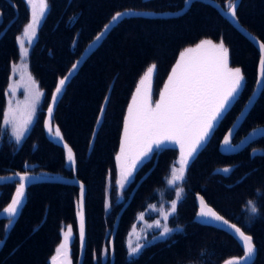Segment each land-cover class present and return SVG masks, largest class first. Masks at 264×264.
Masks as SVG:
<instances>
[{
    "label": "trees",
    "instance_id": "trees-1",
    "mask_svg": "<svg viewBox=\"0 0 264 264\" xmlns=\"http://www.w3.org/2000/svg\"><path fill=\"white\" fill-rule=\"evenodd\" d=\"M213 1L227 9L229 0ZM48 4V14L38 28L28 58L29 71L45 96L36 121L20 145L0 134V177L5 178L0 179V185L10 184L7 177L16 172L23 174L25 170L29 174L83 182L86 188L83 264H224L229 258L241 257L242 249L232 236L195 221L197 194L220 215L253 236L257 248L254 264H264V138L235 155L219 152L223 135L255 88L260 61L255 47L216 9L199 1L193 2L180 17L125 18L65 86L52 117L53 130L59 127L63 136L58 144L44 127L51 94L58 79L70 72L72 63L78 61L110 17L124 10L178 12L185 5L183 0H48ZM236 15L239 23L264 43V0H241ZM29 20L25 0H0V125L11 67L20 57L17 37ZM202 39L216 43L223 40L229 49L230 66L241 68L246 87L239 102L188 167L186 195L177 210V222L183 231L148 244L137 257L131 258L125 246L128 231L146 202L164 184L178 149L170 148L145 162L126 192L129 200L134 191L123 209L115 185L118 178L115 156L127 105L140 77L153 63L157 69L152 95L157 100L179 52ZM102 105L103 118L97 123ZM257 127L264 129V94L259 96L233 142L239 143ZM63 143L73 149L75 171L66 163ZM224 167L232 171L227 175L218 171ZM78 193L77 186L51 180L30 184L18 222L7 237L3 234L7 218H0V239L5 240L0 246V264H50V257L62 242V230L68 226L75 235L71 258L73 264H78ZM12 194L14 187H0V213ZM249 200L258 203L260 215L246 224L243 208ZM106 203L111 205L107 210ZM121 211L113 238L114 253L104 262L101 250L109 246Z\"/></svg>",
    "mask_w": 264,
    "mask_h": 264
},
{
    "label": "snow or ice",
    "instance_id": "snow-or-ice-1",
    "mask_svg": "<svg viewBox=\"0 0 264 264\" xmlns=\"http://www.w3.org/2000/svg\"><path fill=\"white\" fill-rule=\"evenodd\" d=\"M183 3L188 6L191 0H183ZM26 7H30V21L23 27V35L17 37L22 61H26L29 55V47H26L25 44L27 43L29 46L33 44L37 37L38 28L46 19L49 4L48 0H26ZM237 7L236 0H229L225 14L230 15L233 19H238ZM178 10L182 12L183 8ZM142 14L134 10L115 12L110 17L109 23L104 25L103 29L88 45V50L95 48L125 18ZM72 20L74 21L75 18L73 17ZM73 46H76L75 40ZM259 50L261 52L259 78L255 82L256 90L248 98L245 108L255 102L257 95L264 94V43L259 44ZM85 59L86 57H82L79 61L72 63L71 71L58 79L46 109L47 118L44 121V127L47 129L48 135L58 144L63 141V136L59 127L54 130L52 127L54 108L64 92L66 83L76 75L79 65ZM156 69L155 63L147 67L135 87L131 102L127 105V114L123 118L119 151L115 156L118 169L115 185L122 197L126 186L134 182L135 174L146 161L159 153L170 148L175 149L178 146L179 159L176 161L178 167L173 166L171 168L170 177L166 180V186L174 193V198L171 199L167 208L163 204L158 209L155 205L150 208V210L158 211L160 216V219L146 225L149 230L159 229L158 236L154 235L152 241L158 238H167L174 231L182 230V226L178 224L175 228L170 227L168 221L177 213L178 204L184 199L185 190L181 185L185 181L186 170L201 149L213 137L223 120L227 118L230 110L239 102L242 90L246 87L241 68L230 66L229 49L222 39L218 43L213 42L212 39H202L194 47H186L180 51L163 88L159 91V98L153 102L152 83ZM16 71L14 65L13 72ZM24 72H27L26 63ZM21 81H24L25 98L23 101L14 102L12 99L7 101V107L2 115V125H0V134L6 135L10 130L11 139L15 141L16 145H20L31 130V126L36 121L41 100L45 96V93L30 74L27 75L25 81L24 73H22ZM19 86V84L9 86V92L12 96L16 95ZM107 99L106 97L105 101ZM103 113L104 106L102 105L97 123L102 121ZM246 115L247 112L242 110L232 122L227 133L223 135L222 141H220V150L224 154L235 153L241 145L248 143L255 137H264V129L257 127L253 128L240 144L232 142L233 136L242 126L238 122ZM62 146L66 149V163L75 171L76 158L73 149L67 143H63ZM24 167L25 169L28 168L27 163ZM219 171L227 175L232 169L224 167ZM0 179L5 178L0 177ZM6 179L11 183L0 185V187H14V194L11 195L10 202L6 207H3V211L0 213V216L6 214L7 218V224L3 230L5 237L18 222L17 218L24 207L27 186L40 180L52 178L46 175H30L25 170L23 174L16 172ZM84 197L85 185L80 182L77 216L79 218L78 239L81 250L85 240ZM196 200L198 201L196 221L220 229L227 228L228 232L237 238L241 246L243 256L229 258L224 261V264H254L253 258L257 248L253 236L215 211L202 195L197 194ZM110 206V203H106V210ZM243 212L246 223L250 224L255 217L260 215V206L257 202L249 200L246 202ZM138 219L143 221L144 213H141ZM62 233V242L56 247L55 254L50 257V264H73L70 252V243L75 239L73 229L68 226L66 231L62 230ZM132 233H136L135 225L132 227ZM142 239L148 244L152 243V241H148L146 234L141 237L136 233V243L133 245L129 241L127 244L129 257L134 258L147 246L146 243L141 242ZM4 243L5 240L0 239V246ZM112 253H114V248L109 242V246L101 250L103 261L106 262Z\"/></svg>",
    "mask_w": 264,
    "mask_h": 264
},
{
    "label": "rangeland",
    "instance_id": "rangeland-1",
    "mask_svg": "<svg viewBox=\"0 0 264 264\" xmlns=\"http://www.w3.org/2000/svg\"><path fill=\"white\" fill-rule=\"evenodd\" d=\"M25 1H26V0H25ZM28 8H29V10H30V7H28ZM29 21H30V20H29ZM25 26H26V25H25ZM37 33H38V32H37ZM22 35H23V29H22L21 33H20L18 36H22ZM36 39H37V37L35 38L33 44L35 43ZM17 44H18V49H19V43H18V40H17ZM33 44H32L31 46L27 45V43L25 44L26 47H29V53H30V50H31V47L33 46ZM193 47H194V46H193ZM19 53H20V52H19ZM28 58H29V55H28L26 61H22L21 58L19 57V60H18L17 62H15V63L12 64V67H11V74H10V80H9V84H8V87H7V90H6V107H7V101H8L9 99H12V100L15 102V101H23L24 98H25V97H24V88H23V83H24V81H21V74L24 73L25 81L27 80V75H28V74L31 75V73H30V71H29V67H28ZM229 61H230V60H229ZM25 63L27 64V72H24V65H25ZM14 65H15V67H16V69H17V71H16L15 73L13 72V66H14ZM31 76H32V75H31ZM32 77H33V76H32ZM34 80H35V79H34ZM35 81H36V80H35ZM17 84H19L20 86L17 88L16 95H15V96H12L11 93L9 92V86H10V85H17ZM37 84H38V83H37ZM38 86H39V85H38ZM39 88H40V87H39ZM40 89H41V88H40ZM41 90H42V89H41ZM152 91H153V83H152ZM152 94H153V93H152ZM152 97H153V95H152ZM158 98H159V96H158ZM43 99H44V97H43L42 100H41V104H40V106H39V110H38V112H39L40 109H41ZM153 102H155V101L153 100ZM6 107H5V109H6ZM27 134H28V133H27ZM6 136H7L12 142L15 143V141H14L13 139H11V136H10V130H8ZM176 148L178 149V146H177ZM178 159H179V149H178V156H177V159L172 163V167H173V166L178 167V164H176V161H178ZM146 162H147V161H146ZM172 167H171V168H172ZM187 170H188V168H187ZM187 170H186V178H185V181H186V179H187ZM219 170H220V169H219ZM219 170H218V171H219ZM219 172H220V171H219ZM170 173H171V169H170L169 173H168V174L166 175V177H165L164 184H163L159 189L156 190V192H155L153 198L146 202L144 209H142V210L138 213V215L136 216L135 222H134V224H133V225L136 226V233H138L141 237H143V236L146 234V235H147V238H148V241H152V237H153L154 235H157V236H158V232H159V229H151V230H149V229L146 227V225H147L148 223H152L154 220H156V219H160V216H159V214H158V211L150 210L151 206H152V205H155V206L157 207V209H158V208L160 207V205L163 204V205L165 206V208H167V207L170 205V201H171V199L174 198V193H173L171 190H169V189L167 188V186H166V180H167V178L170 177ZM135 175H136V174H135ZM185 181H184L183 184L181 185V186L184 188V190H185V187H184V183H185ZM129 186H130V184H129L128 186H126V188L124 189L123 194H122V197H121V195H120V193H119V191H118V189H117V198H118V202H119V203H124V205H125V204H126L125 201H126V202L128 201V200L126 199V198H127V197H126V195H127L126 192H127L128 188H129ZM133 193H134V191H132V193L130 194V196H131ZM185 195H186V192H184V198H185ZM132 196H133V195H132ZM183 200H184V199H183ZM183 200H182V201H183ZM182 201L178 204V207H179V205L182 203ZM254 202H256V201H254ZM177 210H178V209H177ZM141 213H144V220H143V221H141V220L138 219V217L140 216ZM243 218H244V222L246 223V221H245V213L243 214ZM177 219H178V218H177V213H176L174 216H172V217L169 219V221H168L169 226L175 228L177 224L180 225V224L177 222ZM254 219H255V218H254ZM246 224H248V223H246ZM133 225H132V227H133ZM180 226H181V225H180ZM132 227H131L130 230L128 231V234H127L126 239H125V246H126V247H127V244H128L129 241H131V242L133 243V245L136 243V233H132ZM67 228H68V227L64 228L63 231H66ZM181 231H183V227H182V230L174 231L173 233H171L169 237H167V238H158V239L155 240V241L167 240V239L171 238L172 235H173L174 233L181 232ZM74 236H75V235H74V231H73V237H74ZM141 242L146 243V244L148 245L147 241H144L143 239L141 240ZM152 242H154V241H152ZM71 243H72V242H71ZM71 243H70V252H71ZM135 257H137V256H135ZM131 258H132V257H131ZM71 259H72V258H71ZM72 262H73V260H72Z\"/></svg>",
    "mask_w": 264,
    "mask_h": 264
},
{
    "label": "water",
    "instance_id": "water-1",
    "mask_svg": "<svg viewBox=\"0 0 264 264\" xmlns=\"http://www.w3.org/2000/svg\"><path fill=\"white\" fill-rule=\"evenodd\" d=\"M195 1H199V2H203L205 4H208L210 5L211 7H213L214 9H216L218 11V13L225 19L228 21V23L237 31L239 32L242 36H244L254 47L255 49L258 51L260 57H261V52L259 50V44L262 43L260 40H258L257 38H255L248 30H246L238 21V19H233L230 17V15H226V8H223L221 7L218 3H216L215 1L213 0H191V3L190 5L188 6H185L183 8V11H178V12H170V13H150V12H143V11H139L141 13H143L142 15H139V16H136V17H149V18H164V17H180L182 16L183 14H185L188 9L191 7L192 3L195 2ZM241 0H236V3L237 5H239ZM238 8V7H237ZM110 33V32H109ZM108 33V34H109ZM107 34V35H108ZM107 35L102 39V41L93 49L91 50H88V48L81 54L80 58L78 59V61L82 58V57H86V59L84 60L83 63H81L79 65V68L78 70L83 66V64L87 61V59L91 56V54L100 46V44L103 42V40L107 37ZM71 71V70H70ZM78 72V71H77ZM73 78V77H72ZM71 78V79H72ZM259 78V67H258V76H257V79ZM69 82V81H68ZM68 82L66 83V85L68 84ZM254 90H256L254 88ZM253 90V91H254ZM253 93V92H252ZM252 95V94H251ZM261 95V94H260ZM260 95H257L256 98H255V102L250 105L248 108H245L243 106L242 110L243 111H246L247 112V115L246 117L248 116L250 110L252 109V107L254 106V104L256 103V101L258 100L259 96ZM248 101V100H247ZM247 103V102H246ZM245 103V104H246ZM55 108H56V105H55ZM54 108V110H55ZM241 110V111H242ZM240 111V112H241ZM54 113V112H53ZM240 114V113H239ZM238 114V116H239ZM245 118H243L242 120H240L238 123H240L241 125L244 123L245 121ZM241 127V126H240ZM239 127V128H240ZM238 128V130H239ZM263 129V128H262ZM237 130V132H238ZM237 132L235 133V135L233 136V140H234V137L236 136ZM227 133V132H226ZM260 138H264V137H255L254 139L252 140H249L248 143L246 144H243L241 145L237 151L235 153H232V154H224L221 150H220V144H219V152L222 154V155H225V156H231V155H235V154H238L240 152H242L247 146H249L252 142L260 139ZM245 137L242 139L244 140ZM232 140V142H233ZM241 140V141H242ZM222 141V140H221ZM240 141V142H241ZM240 142L238 144H240ZM234 143V142H233ZM235 144V143H234ZM30 175H37V174H30ZM52 179H45V180H51V181H54V182H59V183H63V184H69V185H74V186H77L79 187V183L78 181L74 180V179H68V178H53L51 177ZM40 181H44V180H40ZM29 186V185H28ZM27 186V187H28ZM27 190V188H26ZM133 195V194H132ZM132 195L130 196L129 200L126 202V204L124 205L123 209L128 205V203L131 201V198H132ZM85 197H86V188H85ZM85 197H84V206H83V211L85 212ZM195 200H196V197H195ZM25 203V201H24ZM196 206H197V211H198V201L196 200ZM123 211V210H122ZM122 211L119 213L118 217H117V220H116V224H115V228H114V232H113V237H112V240H111V247L113 248V238L115 236V233H116V229L118 227V221L120 219V216H121V213ZM0 218H6V214L4 216H0ZM195 221H196V216H195ZM197 222V221H196ZM198 223V222H197ZM200 225H203V226H208V225H205V224H201V223H198ZM209 227H213L215 229H218L220 231H223L227 234H229L230 236H232L235 241L239 244L238 240L236 237H234L230 232H228L227 228H224V229H220L218 227H214V226H209ZM240 246V244H239ZM241 247V246H240ZM84 249H85V240H84V245H83V249L81 250V247H80V257H79V262L78 264H83V258H84ZM243 256V255H242ZM256 256H257V252H256V255L254 256L253 260L255 261L256 259Z\"/></svg>",
    "mask_w": 264,
    "mask_h": 264
}]
</instances>
